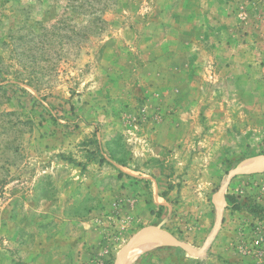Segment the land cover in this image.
Returning a JSON list of instances; mask_svg holds the SVG:
<instances>
[{
	"label": "rangeland",
	"instance_id": "rangeland-1",
	"mask_svg": "<svg viewBox=\"0 0 264 264\" xmlns=\"http://www.w3.org/2000/svg\"><path fill=\"white\" fill-rule=\"evenodd\" d=\"M262 240L264 0H0V264H264Z\"/></svg>",
	"mask_w": 264,
	"mask_h": 264
},
{
	"label": "bare ground",
	"instance_id": "bare-ground-1",
	"mask_svg": "<svg viewBox=\"0 0 264 264\" xmlns=\"http://www.w3.org/2000/svg\"><path fill=\"white\" fill-rule=\"evenodd\" d=\"M161 243L162 242L159 239L154 238L152 236L144 237L137 243V245L135 247V252H139L141 250L160 246Z\"/></svg>",
	"mask_w": 264,
	"mask_h": 264
},
{
	"label": "built area",
	"instance_id": "built-area-1",
	"mask_svg": "<svg viewBox=\"0 0 264 264\" xmlns=\"http://www.w3.org/2000/svg\"><path fill=\"white\" fill-rule=\"evenodd\" d=\"M257 243H262V244H264V240H262L261 242H257Z\"/></svg>",
	"mask_w": 264,
	"mask_h": 264
},
{
	"label": "water",
	"instance_id": "water-1",
	"mask_svg": "<svg viewBox=\"0 0 264 264\" xmlns=\"http://www.w3.org/2000/svg\"><path fill=\"white\" fill-rule=\"evenodd\" d=\"M178 243V242H177Z\"/></svg>",
	"mask_w": 264,
	"mask_h": 264
}]
</instances>
